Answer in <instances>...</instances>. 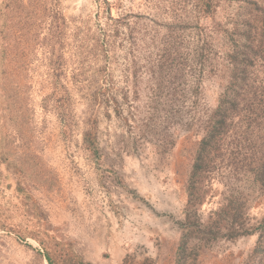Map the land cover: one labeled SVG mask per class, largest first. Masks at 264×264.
I'll return each instance as SVG.
<instances>
[{
  "label": "rangeland",
  "instance_id": "obj_1",
  "mask_svg": "<svg viewBox=\"0 0 264 264\" xmlns=\"http://www.w3.org/2000/svg\"><path fill=\"white\" fill-rule=\"evenodd\" d=\"M196 9V0H0L3 79L20 90L19 106L30 114L20 117L23 136H9L0 149V264H50L41 240L68 246L86 264H230L226 254L239 261L253 248L255 235L217 236L199 257L190 244L187 258L180 254L183 233L194 232L183 230L191 154L225 84L207 67L194 103L195 49L199 34L217 48L213 24L236 8L220 7L215 20H200ZM180 53L189 55L180 84L188 97L181 91L172 100ZM170 54L174 64L160 71ZM56 90L69 93L67 128ZM92 124L99 159L83 143ZM2 153L22 166L21 177ZM221 198L202 206L204 220ZM263 211L253 206L251 216Z\"/></svg>",
  "mask_w": 264,
  "mask_h": 264
},
{
  "label": "trees",
  "instance_id": "obj_2",
  "mask_svg": "<svg viewBox=\"0 0 264 264\" xmlns=\"http://www.w3.org/2000/svg\"><path fill=\"white\" fill-rule=\"evenodd\" d=\"M196 3V13L199 14L200 20L202 18L215 20L220 7L233 6L236 9L227 14L225 21L213 24V31L219 40L217 48L211 51L212 41L207 39L208 36L203 37L199 34L201 47L199 51L195 49V54L198 53L196 66L199 67L195 73L199 79L191 93L197 96L194 103L200 98L201 77L204 76L207 67L210 66V74H215L219 70L218 73L221 72L225 78V84L217 98L216 106L201 120L203 134L194 144L191 154L185 184L186 223L183 230L194 232L190 235L183 233L180 254L187 258L186 252L190 244L193 245L192 252L199 257L207 247H211V241L217 236L237 241L243 236L255 235L257 237L255 245L239 261H235L234 252L226 254V258L230 264H264V211L259 217L251 216L253 206H264V0H196ZM6 32V23L1 22L0 149L5 148V140L9 136L11 139L15 133L19 137L23 136L20 117L30 115L25 114L22 106H19L20 90L6 87L3 79L6 56L3 38ZM56 32L58 33V29L53 26V34ZM181 54L178 55L176 68H173L172 72V68L169 69L173 73L172 79L170 78L173 86L172 100L178 98L181 91L188 97L185 95L186 89L180 84L187 81L185 70L189 55L183 57ZM58 55L51 56L56 63L59 62ZM170 55L171 63L165 60L160 66L162 67L160 71L174 64L175 58L173 54ZM221 55L223 57L220 65L217 59ZM159 82L158 90L162 92L163 78ZM29 90L26 94L30 100ZM53 94H56L55 102L60 101V104H57V111L66 127L70 124L67 119L68 104L66 105L69 93L56 90ZM52 96L50 94L46 99ZM172 103L173 101L171 105L175 102ZM2 127L5 130H2ZM83 143L85 149L99 159L101 150L97 125L92 124L83 132ZM1 155L8 168L12 169L10 165L15 166L14 172L21 177L24 173L22 166L17 167L5 153ZM215 183L221 186L217 188ZM18 187L24 190L21 181ZM218 192L222 194L221 201L216 210L204 220L199 210ZM40 243L45 248L44 256L50 264H86L79 261L78 255L68 246L61 245L58 249H51L43 240Z\"/></svg>",
  "mask_w": 264,
  "mask_h": 264
}]
</instances>
